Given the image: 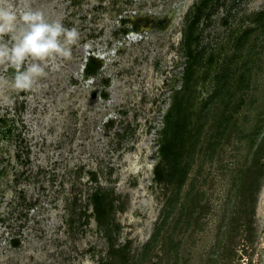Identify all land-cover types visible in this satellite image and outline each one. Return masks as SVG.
Masks as SVG:
<instances>
[{"label": "rangeland", "instance_id": "obj_1", "mask_svg": "<svg viewBox=\"0 0 264 264\" xmlns=\"http://www.w3.org/2000/svg\"><path fill=\"white\" fill-rule=\"evenodd\" d=\"M201 2L0 0L79 31L31 89H13L0 60V264H100L96 190L112 201L108 233L128 264H264V175L254 210L240 192L264 142V0H210L188 59ZM174 102L185 144L173 181L159 183Z\"/></svg>", "mask_w": 264, "mask_h": 264}, {"label": "clouds", "instance_id": "obj_2", "mask_svg": "<svg viewBox=\"0 0 264 264\" xmlns=\"http://www.w3.org/2000/svg\"><path fill=\"white\" fill-rule=\"evenodd\" d=\"M0 33L8 40L0 41V60L15 71L11 87L17 90L33 88L40 77L47 75V61L55 57L69 58L72 46L79 40L75 27L65 26L59 19H50L29 3L20 8L0 4Z\"/></svg>", "mask_w": 264, "mask_h": 264}, {"label": "trees", "instance_id": "obj_3", "mask_svg": "<svg viewBox=\"0 0 264 264\" xmlns=\"http://www.w3.org/2000/svg\"><path fill=\"white\" fill-rule=\"evenodd\" d=\"M210 0H202V2L195 7L194 12L189 17L185 27V41L187 44V57H191V43L194 39L193 31L196 24L198 23L203 8L207 5ZM91 62L94 63L93 67L87 68V71L96 72L99 68V64L95 58H90ZM187 59V62H188ZM186 64V69H188ZM175 93V97H177ZM176 105V107H175ZM176 110V118L172 119V112ZM165 125L161 129V135L158 139V161L154 166L153 178L159 183H169L173 181V177L179 170V157L183 152L184 139L183 136L186 134L187 115L183 114L182 107L179 102H174L171 110L164 116ZM264 153V142L257 148L256 154L252 160V163L247 168L243 185L241 189V195L243 199L250 201L252 209L254 210V203L256 201V193L260 186L261 179L264 175V162L259 163L260 158ZM258 169V170H257ZM185 176V170L183 171L181 180L178 181V185H181ZM91 201L96 216V220L100 226L105 230V237L107 239V250L104 256V260L100 259V264H128V245L126 243L122 245H115L114 238L108 233V223L106 214L111 212L112 201L106 200V196L100 193L98 190L91 194ZM252 210V212H253ZM156 235V233L154 234ZM154 238V236H153ZM152 238V239H153ZM146 246V245H145Z\"/></svg>", "mask_w": 264, "mask_h": 264}]
</instances>
